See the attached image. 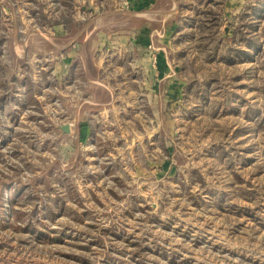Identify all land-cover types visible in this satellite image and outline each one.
Here are the masks:
<instances>
[{
	"label": "rangeland",
	"instance_id": "obj_1",
	"mask_svg": "<svg viewBox=\"0 0 264 264\" xmlns=\"http://www.w3.org/2000/svg\"><path fill=\"white\" fill-rule=\"evenodd\" d=\"M226 1L80 55L67 0H0V264H264V0Z\"/></svg>",
	"mask_w": 264,
	"mask_h": 264
},
{
	"label": "crops",
	"instance_id": "obj_2",
	"mask_svg": "<svg viewBox=\"0 0 264 264\" xmlns=\"http://www.w3.org/2000/svg\"><path fill=\"white\" fill-rule=\"evenodd\" d=\"M69 5L71 7H74L76 9H80V13L76 16H72L74 21H82L84 23V27L80 30V32L75 33L74 37L72 39L77 40L79 36H81V44L80 49L78 50L80 55L81 50L86 43V41L90 40L91 36V30H87V26L91 23H97L101 22L103 17L106 16H113V15H122V14H129L127 16L132 19V22L136 24L139 23V16H145L146 20L142 21V23H145L149 26L152 20H154L153 16L162 14L164 17L173 9L174 6V0H67ZM229 0L226 1V4H229ZM101 8H105L104 10H101V12H96L94 16H91L90 11L97 10ZM112 9V10H111ZM87 12V13H86ZM168 16V15H167ZM59 24H63V22H59ZM146 27L145 33L141 35V38L138 37V35L135 33V36L133 37L132 33L130 34V37L132 39L131 43L133 41H137L138 39H141V47L146 50L145 57L149 59V44L150 40H152V36L154 34V30L151 27ZM129 37V38H130ZM136 37V38H135ZM73 40V41H74ZM76 46V45H75ZM139 45L137 44L138 48ZM76 48H78L76 46ZM163 50V48H159ZM158 49V50H159ZM77 50V49H76ZM69 58L71 59V54L69 53ZM83 61V60H82Z\"/></svg>",
	"mask_w": 264,
	"mask_h": 264
},
{
	"label": "water",
	"instance_id": "obj_3",
	"mask_svg": "<svg viewBox=\"0 0 264 264\" xmlns=\"http://www.w3.org/2000/svg\"><path fill=\"white\" fill-rule=\"evenodd\" d=\"M61 129H62V131H64V132H67V131H68V127H67V125H63V126L61 127Z\"/></svg>",
	"mask_w": 264,
	"mask_h": 264
}]
</instances>
